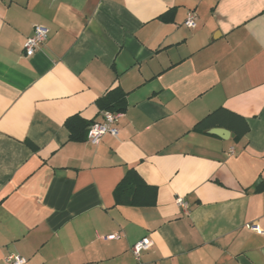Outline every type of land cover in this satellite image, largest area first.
I'll return each instance as SVG.
<instances>
[{
	"label": "crops",
	"instance_id": "0c3cea01",
	"mask_svg": "<svg viewBox=\"0 0 264 264\" xmlns=\"http://www.w3.org/2000/svg\"><path fill=\"white\" fill-rule=\"evenodd\" d=\"M116 88L117 136L70 140ZM220 108L244 136L194 130ZM128 169L154 206L115 204ZM143 238V264H264V0H0V264H137Z\"/></svg>",
	"mask_w": 264,
	"mask_h": 264
},
{
	"label": "trees",
	"instance_id": "16d2710c",
	"mask_svg": "<svg viewBox=\"0 0 264 264\" xmlns=\"http://www.w3.org/2000/svg\"><path fill=\"white\" fill-rule=\"evenodd\" d=\"M162 20L167 18L162 16ZM98 107L101 111L122 113L125 110V93L116 88L99 99ZM90 123L74 116L66 120L65 126L69 130L70 140L82 142L86 140L87 128ZM211 128H224L241 138L248 131L246 121L223 108L217 109L194 126V130L206 131ZM156 188L147 185L134 169H128L114 190L116 205L132 207H151L155 205Z\"/></svg>",
	"mask_w": 264,
	"mask_h": 264
},
{
	"label": "built area",
	"instance_id": "2783aa9c",
	"mask_svg": "<svg viewBox=\"0 0 264 264\" xmlns=\"http://www.w3.org/2000/svg\"><path fill=\"white\" fill-rule=\"evenodd\" d=\"M197 17L194 12H189L187 17L183 23V25L188 29H193L196 27ZM48 29L41 25H36L33 28V33L30 37L26 39V42L23 47V53L26 57H32L39 46L47 39ZM120 117V113L110 112V111H102L101 113V121L92 122L87 128L86 141L91 143H98L99 140L104 135L117 136L118 129L116 127V123L118 118ZM178 206L182 209L186 210L187 205L183 201V199L178 198L176 200ZM117 238V234H113L108 236L106 239L113 240ZM153 246V243L148 238H143L137 243L133 245L131 248V252L136 260L137 264H143L140 261V256L143 251L149 250ZM7 263L9 264H23L24 261L16 256H10L7 258Z\"/></svg>",
	"mask_w": 264,
	"mask_h": 264
},
{
	"label": "water",
	"instance_id": "95a60500",
	"mask_svg": "<svg viewBox=\"0 0 264 264\" xmlns=\"http://www.w3.org/2000/svg\"><path fill=\"white\" fill-rule=\"evenodd\" d=\"M207 133L226 140L228 138H234V134L224 128H211Z\"/></svg>",
	"mask_w": 264,
	"mask_h": 264
}]
</instances>
